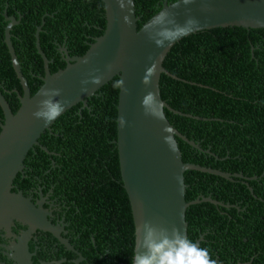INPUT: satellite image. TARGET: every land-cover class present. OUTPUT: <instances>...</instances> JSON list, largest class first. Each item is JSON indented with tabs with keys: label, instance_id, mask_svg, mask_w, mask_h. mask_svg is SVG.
I'll return each instance as SVG.
<instances>
[{
	"label": "trees",
	"instance_id": "trees-1",
	"mask_svg": "<svg viewBox=\"0 0 264 264\" xmlns=\"http://www.w3.org/2000/svg\"><path fill=\"white\" fill-rule=\"evenodd\" d=\"M160 4V0H133L134 15L139 19L137 29L158 11ZM5 5H11L23 15L21 25L14 29L15 35L10 33L13 35L10 42L22 66L20 73L26 80L30 95L40 85L38 76H42L33 45L35 27L42 23L38 43L47 60L52 58L55 44L63 45L70 55L81 56L92 39L102 32L103 7L100 0H0V93L13 113L18 107L13 90L20 93V89L12 76L3 43L5 22L2 12ZM10 10L6 15L11 14ZM24 60L32 61V65H22ZM47 66L50 73L63 68L62 65L59 68ZM162 67L170 75L187 82L167 76L177 85L221 99L216 101L189 93L167 81L161 84L160 99L171 109L214 119L198 122L231 125L213 128L166 116L169 125L178 133L214 156L198 152L181 141L192 152L176 141L181 161L228 174L256 177L247 182L260 181L264 177V35L199 36L173 48L163 59ZM116 99L117 89L112 85L85 103V107L80 106L65 115L38 141L48 151L59 155L57 162L65 168L64 183L80 179L83 184L87 180L88 184H93L91 190L98 195L100 206L84 213L88 228L85 232L79 229L80 242L86 248L84 255L90 258L87 264H130L132 257V221L122 194L116 151L112 144L115 139ZM48 157L34 147L25 166L38 175V160L43 161V167H46ZM184 185L186 202L209 197L223 204L232 205L240 201L239 207L246 206L243 212L227 209L234 214L218 209L191 211L188 215L189 240L196 242L201 238L198 246L207 248L212 259L216 252L223 258L221 261H227L223 264H229L224 253L234 255L230 259L232 262L264 264V207L253 202L245 191L221 183L189 179L184 181ZM95 195L91 196L97 199ZM251 195L257 201H264V178L252 187ZM191 206L214 205L202 202ZM88 237L94 239V244ZM220 243L224 250L219 252L216 249ZM189 254L195 256L193 250ZM192 264L196 262L192 261Z\"/></svg>",
	"mask_w": 264,
	"mask_h": 264
},
{
	"label": "water",
	"instance_id": "water-1",
	"mask_svg": "<svg viewBox=\"0 0 264 264\" xmlns=\"http://www.w3.org/2000/svg\"><path fill=\"white\" fill-rule=\"evenodd\" d=\"M100 2L103 7L101 34L92 39L81 56L69 57L66 50L61 48V52L66 56L63 58L65 64L63 68L54 73H50L47 66L49 61L40 50L38 43V33L42 23L35 28L33 45L37 60L42 65V76L38 78L40 85L32 95L29 94L26 80L20 73L18 61L10 44V32L16 26L13 25L12 18L2 15L4 20L8 21L3 28L4 48L10 62L12 76L19 86L20 93L13 90L18 102V107L13 113L0 93V264H40L31 259L30 247L42 237L53 239L69 256L76 259L78 264H83L82 258L71 251L65 241L59 240L57 229L48 225L45 213L41 212L38 202L33 204L20 192H16L17 182L33 148L38 147V141L44 134L65 115L80 106L85 107V103L110 88L115 80L122 77L127 93H121L117 89L115 139L112 144L116 151L122 194L132 221L133 247L130 264H133L135 254V227L142 221L163 224L169 228L176 226L188 233V215L195 209H218L227 214H234L224 209L226 205L209 197H198L186 202L184 181L201 179L221 183L245 191L253 202L264 207V201H257L250 194L252 187L264 177L256 182L234 181L233 178L244 180L246 178L241 174H228L195 164L183 163L176 141L184 142L198 152L213 155L207 150H201L196 143L187 140L172 127V133L165 132L163 129L166 124L169 125L168 121L145 116L140 103L147 91L157 92L158 99H160L161 84L167 81L183 91L220 101L221 99L211 94L177 85L168 77L182 83L187 82L170 75L162 67V61L173 48L199 36L264 35V0H196L195 3L187 6L181 4L178 8L170 9L176 13L179 23H183L188 16L195 17L200 21L201 30L183 36L171 47L165 48H159L150 41L143 32V28L160 10L164 7L168 8L173 2L166 4L163 1L158 11L143 22L138 29L136 22L139 19L135 17L131 5L121 10L116 0H100ZM125 16H129L132 21L131 26L125 22ZM85 55L89 61L87 64L82 61ZM154 60H159L158 71L151 85L146 88L141 83V79L146 67L150 66ZM108 64H113L115 67L111 73L105 75L102 83L88 84V91H82L81 81L87 79L88 74L94 69H99L101 73L105 72ZM44 84L47 87L61 89V96L56 99L68 101L65 112L49 125H45L42 120L32 115L36 111L37 102L41 99L38 91ZM188 84L194 85L193 83ZM163 103L165 117L169 116L181 122L213 128L231 126L198 122L214 119L183 114L171 109L164 101ZM119 118L124 119L123 126H120ZM166 136L172 138L176 146L175 151L171 144L165 141ZM185 144L183 145L186 146ZM40 149L45 151L44 148ZM252 179L254 178L247 180ZM202 202L214 206H191ZM155 232L158 238H163L161 229H155ZM170 239L175 243L182 237L172 236ZM200 240L201 238L198 241ZM198 241L195 243L198 244ZM191 250H187L189 256ZM182 252L183 249L177 253L178 257H181L180 264H183ZM189 264H192V261Z\"/></svg>",
	"mask_w": 264,
	"mask_h": 264
},
{
	"label": "clouds",
	"instance_id": "clouds-1",
	"mask_svg": "<svg viewBox=\"0 0 264 264\" xmlns=\"http://www.w3.org/2000/svg\"><path fill=\"white\" fill-rule=\"evenodd\" d=\"M121 10H124L127 5L133 7V0H116ZM196 0H174V2L163 8L144 25L143 32L147 38L152 41L157 47H171L178 39L183 36L190 35L193 32L201 30L200 21L195 17L188 16L183 22L179 23L176 19V13L170 9L178 8L181 4L187 6L195 3ZM124 20L129 26L132 21L129 16H125ZM83 63L87 64L88 58L85 55L82 57ZM159 60H154L150 66L146 67L145 74L141 79V83L147 88L151 85L153 77L158 71ZM115 65H106L105 72L101 73L99 69H94L88 74V78L81 81L82 91H88L87 85H99L105 78V75L114 70ZM113 87L119 89L121 93H127L124 87L123 77L114 81ZM38 95L41 99L37 102L36 111L32 115L49 125L54 122L62 113L65 112L67 100L56 99L61 96V89L47 87L45 84L39 89ZM141 108L145 116L152 117L160 121H166L163 109L165 107L162 100L158 99V93L147 91L141 98ZM120 126L125 124L123 118H119ZM165 132L172 133L173 129L168 124L165 125ZM174 135V133H173ZM165 141L171 144L173 151L176 150L175 144L170 136L165 137ZM155 229H161L163 238L157 237ZM182 237L173 243L170 237ZM187 245V247H185ZM182 252L183 264H189L190 261H195L196 264H217L211 258L207 248H200L195 242L189 240L186 231H181L180 228L172 226L171 228L163 224H155L150 221H142L136 224L135 227V254L133 256V264H180L181 257L177 253ZM188 249H192L195 256L188 255Z\"/></svg>",
	"mask_w": 264,
	"mask_h": 264
},
{
	"label": "flooded vegetation",
	"instance_id": "flooded-vegetation-1",
	"mask_svg": "<svg viewBox=\"0 0 264 264\" xmlns=\"http://www.w3.org/2000/svg\"><path fill=\"white\" fill-rule=\"evenodd\" d=\"M163 1H165L166 4H170L174 2V1L170 2V0H160L161 3ZM9 8H11L10 10L11 14L6 15V13L9 12L8 11ZM3 14L8 18L13 19L14 26L18 27L21 25V19L23 18V15H20L19 11L15 10V8H12L11 5L10 6L5 5L2 15ZM3 21L5 22V25L8 23V21H5L4 18ZM5 25L3 26V28L5 27ZM14 29L13 32H10L11 34H14ZM11 34L10 36H13ZM61 48L66 50V48L63 45L55 44L54 54L52 58L48 59L49 61L48 65H51V67L54 66L56 68H59L60 65L64 66L65 62L63 58H65L66 56H64V54L61 52ZM66 53L67 56L74 57V55H70L67 50ZM24 63H26L29 66L32 65V61L29 63V60H24L22 62V65L25 66ZM33 64H35V62H33ZM20 66L21 65L19 64V67ZM54 136L57 135L54 134ZM40 148H44L45 151H43ZM38 149H40L47 156H49L48 158H46L47 160V163L45 164L46 167H43V161L39 159L38 175H37L35 173H32V169L30 167L24 166L22 173L19 177V180L17 182L16 192H20L23 197L29 199L30 202H32L33 204L38 202V206L41 212L45 213V220L48 222V225L50 227H55L57 229V233H58L57 237L59 238V240L65 241L69 249L82 258V260L84 261L83 264L90 263L89 262L90 258H87L86 255H84V250L86 248L82 246L81 244L82 242H80L81 234L79 232V229L85 232L86 229L88 228V226L86 225L88 220L84 216L86 210H90V208L100 206L98 202V195H95V191L91 190L93 188V184H88L86 182L87 180H84L85 183L81 184L80 183L81 180L78 179L77 174L75 177L79 181L72 180L69 183H64L65 168L63 165L57 162L59 161V159L57 158L59 155L55 152L48 151L45 145L39 143H38ZM54 156L56 159H54ZM30 172L35 175L28 174ZM100 177H102L101 174ZM243 177L246 178V180L244 179H239V180L247 182V181H251V180H247L248 178L253 177L254 179L252 180L256 179L255 176H251V177L243 176ZM84 179H86V177H84ZM100 186L101 185L99 184V187ZM96 188L98 189V187ZM91 195H95L97 199L93 198ZM261 202L263 201L261 200ZM240 204L241 202L239 201L232 205L227 203L223 205L227 206L225 209L231 208L237 212H243L244 210H246L245 209L246 206L239 207ZM88 239L92 244H94V239L92 237H88ZM198 240L199 238L197 239V241ZM222 250H224V248L220 243V246L216 249V251L220 252ZM216 254H217L216 252L213 253V257H214L213 259L217 262V264H223L227 262L226 260L221 261L223 258L221 259L219 255ZM224 254L226 256L224 258H227L229 264L250 263L249 261L246 263L232 262V260L230 259H232L234 255L232 254L229 256V254L231 253H224ZM30 256L35 263H40V264H78L79 263L76 259L69 256L53 239L49 237H42L38 239L36 242H34L30 247Z\"/></svg>",
	"mask_w": 264,
	"mask_h": 264
}]
</instances>
